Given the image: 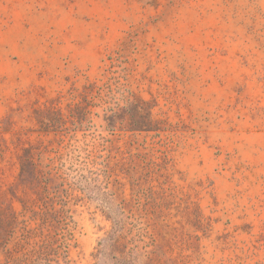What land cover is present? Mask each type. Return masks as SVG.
<instances>
[{"label": "rangeland", "instance_id": "obj_1", "mask_svg": "<svg viewBox=\"0 0 264 264\" xmlns=\"http://www.w3.org/2000/svg\"><path fill=\"white\" fill-rule=\"evenodd\" d=\"M21 148L60 264L114 227L132 264H264V0H0V189Z\"/></svg>", "mask_w": 264, "mask_h": 264}, {"label": "trees", "instance_id": "obj_2", "mask_svg": "<svg viewBox=\"0 0 264 264\" xmlns=\"http://www.w3.org/2000/svg\"><path fill=\"white\" fill-rule=\"evenodd\" d=\"M34 115L45 132L66 123L53 108L35 110ZM34 150L21 148L15 155L19 167L15 182L0 189V264H60L66 260L59 242L62 215L49 198L52 180L39 170ZM126 248L123 234L114 227L103 240L98 256L110 264H132ZM153 263L149 259L148 264Z\"/></svg>", "mask_w": 264, "mask_h": 264}]
</instances>
